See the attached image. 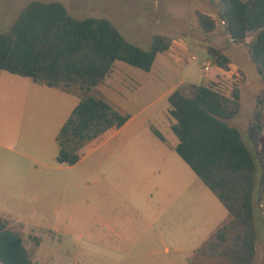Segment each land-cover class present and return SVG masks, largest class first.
I'll use <instances>...</instances> for the list:
<instances>
[{"label": "rangeland", "instance_id": "374dc122", "mask_svg": "<svg viewBox=\"0 0 264 264\" xmlns=\"http://www.w3.org/2000/svg\"><path fill=\"white\" fill-rule=\"evenodd\" d=\"M0 1L5 2L0 8L3 32L31 0ZM57 1L74 17L110 19L145 49L154 33L164 34L172 39L168 53L173 59L158 54L149 71L115 62L118 90L132 119L99 144L82 147L72 165L58 161L57 137L80 98L0 69V215L22 234L32 264L217 263L195 252L229 212L175 151L179 138L172 130L168 95L182 79L187 95L198 84L227 96L239 88L240 110L228 122L240 129L257 159L254 264H264V205L259 200L264 70L251 57L254 34L244 42L232 40L219 17L222 0ZM198 12L216 20L213 31L201 28ZM178 45L186 51H176ZM210 45L229 56L227 73L210 61ZM94 93L102 97L97 87ZM254 124L260 126L258 133Z\"/></svg>", "mask_w": 264, "mask_h": 264}, {"label": "trees", "instance_id": "16d2710c", "mask_svg": "<svg viewBox=\"0 0 264 264\" xmlns=\"http://www.w3.org/2000/svg\"><path fill=\"white\" fill-rule=\"evenodd\" d=\"M219 17L235 42L254 34L249 43L251 57L264 70V0H222ZM198 20L204 31L216 27V20L207 13L198 12ZM171 44L170 37L157 32L145 49L127 39L106 17L77 18L61 1L31 0L10 28L0 32V69L80 98L57 137L58 161L72 165L81 158L82 147L99 144L110 130L121 128L131 118L94 93L115 62L149 71L157 55ZM207 52L212 63L229 70L226 53L212 45ZM194 88L187 95L177 86L168 95L172 130L179 138L175 151L229 212L228 219L195 253L214 257L216 264H254L258 163L240 129L228 122L240 110L239 88L235 86L231 96L211 85ZM259 128L253 125L257 133ZM259 200L264 205V189ZM0 261L32 264L22 234L2 215Z\"/></svg>", "mask_w": 264, "mask_h": 264}, {"label": "crops", "instance_id": "0c3cea01", "mask_svg": "<svg viewBox=\"0 0 264 264\" xmlns=\"http://www.w3.org/2000/svg\"><path fill=\"white\" fill-rule=\"evenodd\" d=\"M2 4H5V2L2 3V1H0V8H1V5ZM2 18H3V14L0 13V21L2 20ZM175 47H176V51H180L181 54L183 53V51H186V49L182 45H178V46H175ZM159 54L164 55V57H167L168 58V60H165V61H170V59H173L172 57L169 56L168 50H166V51H164L162 53H159ZM157 57H158V55H157ZM157 57H156V59H157ZM174 60L179 61L176 58ZM114 67H115V65L113 66V69L107 75V77L105 78V80L101 84H99L97 86V88L99 90H101L102 97L105 98L107 101H109L117 110H119L122 114H129L131 116V118L129 119V121L124 126H122L121 128L117 129V132H120V130H123L125 128V126H127L128 123L131 121L132 115L127 110V107H129V106H126V105L123 104L124 97L121 95V92L118 90L119 89L118 88L119 87V82H120L119 81L120 75L119 76L117 75V72H115ZM216 67L218 69L226 72V73L228 72V70H225V69L220 68L218 66H216ZM153 68H154V64H153V66H152L151 69H153ZM116 75L118 76V78L116 77ZM184 82H186V80L185 79H182L181 82L179 84H177V86H180V84H182ZM137 84L140 85L141 83L140 82H137ZM129 103H133V102L130 101ZM132 105H134V104H132ZM102 139H100V140H102Z\"/></svg>", "mask_w": 264, "mask_h": 264}, {"label": "built area", "instance_id": "2783aa9c", "mask_svg": "<svg viewBox=\"0 0 264 264\" xmlns=\"http://www.w3.org/2000/svg\"><path fill=\"white\" fill-rule=\"evenodd\" d=\"M193 59H196V56H193L192 57ZM202 65L204 66V65H207V63L206 62H202Z\"/></svg>", "mask_w": 264, "mask_h": 264}]
</instances>
